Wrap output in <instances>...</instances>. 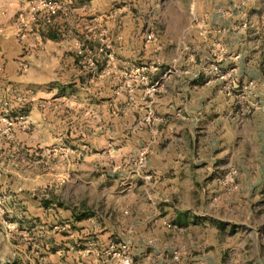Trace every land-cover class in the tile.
<instances>
[{"label": "crops", "instance_id": "crops-1", "mask_svg": "<svg viewBox=\"0 0 264 264\" xmlns=\"http://www.w3.org/2000/svg\"><path fill=\"white\" fill-rule=\"evenodd\" d=\"M213 3L217 6L193 7L173 18L174 31L182 35L172 38L171 68L163 73L161 91L149 99L131 79L114 99L110 90L97 88V79L110 70L97 75L92 66L79 69L67 13H58L51 24L58 38L27 41L31 55L17 56L12 34L0 37L5 67L0 101L7 98L16 114L23 113L15 117L7 154L25 162L14 169L0 165V192L8 208L0 220V264H115L108 249L119 240L129 243L134 264H171L173 253L183 255L174 248L183 236L189 244L218 245L226 223L212 210L222 203L208 201L213 176L231 164L242 168L240 176L262 175L264 166L256 161L264 159V114L256 108L252 122L241 120L236 89L223 90L224 81L208 64L216 60L220 68L238 69L242 82L261 78L246 67L249 57H256L250 55L251 19L243 17L250 2ZM125 18H118L116 58L106 66L144 62L143 36L134 40ZM147 42L165 56V41ZM35 51L41 54L39 68L28 60ZM22 62L23 73L18 72ZM7 82L12 87L5 91ZM256 96L262 104L263 84ZM5 139H0V160ZM142 148L146 164L139 170ZM183 193L185 200L176 201ZM84 211L89 215L75 219ZM58 223L67 228H55ZM181 260L185 264L184 255Z\"/></svg>", "mask_w": 264, "mask_h": 264}, {"label": "rangeland", "instance_id": "rangeland-1", "mask_svg": "<svg viewBox=\"0 0 264 264\" xmlns=\"http://www.w3.org/2000/svg\"><path fill=\"white\" fill-rule=\"evenodd\" d=\"M56 1L60 4V12L58 11V13H67L68 20L73 22V26L69 24L70 27H72V30L69 29V34L78 42V48L73 54H75L79 69L82 70L83 63L81 62L82 58L79 57L78 50H83L84 48L91 49L90 55H92L94 60V65L92 66L94 67L93 71L98 75L104 68L110 70L108 75L97 79V88L102 89L105 87L106 92L110 90L109 92L113 99L115 95H117V91H122L126 79H131L132 82L130 83L132 85L138 82L139 85L145 87V84H141L142 81H140L136 75L132 74L129 76L135 66L146 67L148 81H153L159 77L157 76V71L161 72L160 76H162L165 71L171 68V52L174 51L173 48L175 47V41L172 38L176 39L182 35V32L174 31V17L180 15L184 11H191L193 7L194 9H207L217 6L213 3L214 0L211 2L210 0ZM249 2L251 10H249V12L247 11L243 17H245L247 21L251 19L252 26L250 28V37L252 39L251 46L253 48L250 55L254 54L253 56L256 57H249L251 63L246 67H248V71H255L261 78H264V0H249ZM31 3L32 0H0V37H5L8 34L14 36L20 49V53L17 55L18 57L32 54L31 48H33V46L31 47L28 45L27 41L29 39L40 44L45 38L53 39L49 36V33L55 34L56 38L59 37V33L51 29L53 20L50 24L44 23L42 14L39 13H37L35 20L30 19ZM125 15L126 25L131 29L130 34L134 37V40L136 34L138 35L137 38L141 37V35L143 36L144 58L142 61L144 62L137 65L134 63V65L122 64V66H119L116 64L112 66L110 64L106 66L107 61L105 57L96 52V47L99 43H102L103 40L108 41L114 59L116 58L114 41L116 40L115 37L119 28L118 18ZM89 27L91 30L87 32ZM150 31L154 33L156 40H163L167 43V49L166 51L164 50L165 56L162 52L160 53L162 50H155L154 46L146 41V35ZM91 33L93 36L89 37ZM36 46L39 47L38 45ZM259 55H261V57ZM40 56L41 54L35 51L33 56L28 58V60L33 59L34 62L32 66L34 68H39L35 63ZM211 56L212 58L215 57L213 54H211ZM166 57H169V59L166 60ZM139 61L141 60H138V62ZM204 61L206 62L207 60ZM23 64L24 62L19 64L20 69H18V72L23 73L25 68ZM206 64H203V66H206ZM208 64L218 65L219 62L216 60H209ZM151 65L156 66L157 69H151ZM4 68V63H1L0 72H3ZM231 68V66H227L221 69L223 71H230ZM82 72L84 71L82 70ZM232 73H234L236 77L235 85L242 84L243 73H240L238 69ZM261 78L258 77L255 79L260 80ZM8 84L7 82L4 85L5 91H7L9 87H12L8 86ZM146 98L149 99L148 96H146ZM261 107V111L264 114V101L262 104L257 102L248 113L240 115V119L250 118L251 120L253 118L252 115L255 114L253 113L255 109ZM149 112L150 110L147 111V115ZM3 114L13 119L14 123L16 121V116L23 115V113L18 115L14 112V107L10 106V102L7 98L0 101V115ZM253 130L257 131L255 128H253ZM12 132L13 128L9 134L0 133V139L6 138L5 142L7 144L4 146L6 153L2 156L4 158L0 160V165L6 169H14L15 167L21 168L25 163L23 160L14 159L7 154V151H9L8 138L11 137L10 134ZM19 150H23V147L19 148ZM245 156L247 155L245 154ZM17 161L21 164L15 165ZM239 162H244V164L246 162L247 164V160L243 161L242 158H240ZM256 163L264 166V159H262V163L259 160H257ZM231 167L236 169V174L233 178L235 187H232L228 181H225L227 171ZM219 171V173L213 176L215 186H213V192H209L211 196L208 201H212V203H216V201L222 203L221 206H216L215 208L212 206V210H215L214 214L218 212V215L221 216L226 223L224 230L219 233L221 241H218V245L215 243L202 244L203 241H195L193 244H189L187 238L183 236V238L178 240L181 242L179 246L174 248L183 251L185 264L187 263L186 261H188L189 264L193 263V261L196 264H200L199 262L205 264L204 260L206 259L208 264H264V172L260 177L256 178L246 173L240 176L242 168L233 164L223 167ZM210 179H212V177H209V180ZM251 184H256L257 186L251 189ZM0 195H2V192H0ZM186 196L187 193H183V195L177 194L176 201H178V199L185 200ZM5 203L7 206L6 199ZM5 215L0 219L1 221H5ZM0 232H2L1 227ZM183 255L179 256V264H181Z\"/></svg>", "mask_w": 264, "mask_h": 264}, {"label": "built area", "instance_id": "built-area-1", "mask_svg": "<svg viewBox=\"0 0 264 264\" xmlns=\"http://www.w3.org/2000/svg\"><path fill=\"white\" fill-rule=\"evenodd\" d=\"M60 10V4L56 0H32L31 7H30V19L35 20L37 13L42 14L44 23L50 24L53 18L57 15L58 11ZM155 35L153 32H148L146 35V40H154ZM96 52L98 54H102L107 62L114 61L113 52L110 49V44L108 41H104L99 43L96 47ZM91 49L84 48L83 50H78L79 57L82 58L81 62L85 65L93 66L94 60L92 55H90ZM151 69L156 70L157 67L154 65L150 66ZM212 71L215 75L222 81L223 83V90L227 93H230L233 88L236 89L235 91V98L239 103L238 113L243 115L248 113L253 106H255L258 102L257 99V86L258 84L264 85V78L260 81L256 79H247L246 81L242 82V84L235 85L236 77L233 69L230 71H223L218 65H212ZM126 74V73H125ZM132 74L136 75L142 83L145 84L144 93L148 97H152L155 93L161 91L164 86L163 77L159 76L153 81H148V75L146 73L145 66H138L131 71ZM148 119L152 117V112L150 111L147 115ZM14 126V120L8 117L7 115L3 114L0 115V133L2 134H9ZM146 155L147 151L145 148H142L137 156L136 159V168L142 170L146 164ZM236 169L231 167L226 174L225 181H228L232 187H235L233 184V178L235 177ZM7 213V206L5 203V197L0 195V219ZM176 227L175 225H173ZM57 229H66V223H58L55 225ZM108 254L114 258L115 264H134L133 263V255L131 252L130 245L127 241H112L110 243ZM171 264H179V254L173 253Z\"/></svg>", "mask_w": 264, "mask_h": 264}, {"label": "trees", "instance_id": "trees-1", "mask_svg": "<svg viewBox=\"0 0 264 264\" xmlns=\"http://www.w3.org/2000/svg\"><path fill=\"white\" fill-rule=\"evenodd\" d=\"M49 36L51 38H56L55 34H53V33H49ZM87 215H89V213L87 211H84L78 215H75V219H81V218L86 217ZM3 264H18V263L16 261H10V262H5Z\"/></svg>", "mask_w": 264, "mask_h": 264}]
</instances>
